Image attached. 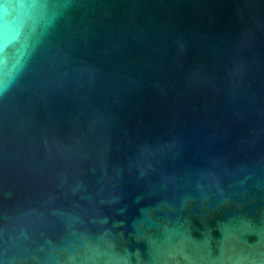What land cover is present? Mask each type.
Masks as SVG:
<instances>
[{"label": "water", "instance_id": "obj_1", "mask_svg": "<svg viewBox=\"0 0 264 264\" xmlns=\"http://www.w3.org/2000/svg\"><path fill=\"white\" fill-rule=\"evenodd\" d=\"M0 264H264V0H0Z\"/></svg>", "mask_w": 264, "mask_h": 264}]
</instances>
